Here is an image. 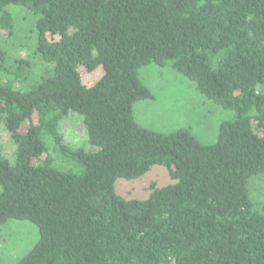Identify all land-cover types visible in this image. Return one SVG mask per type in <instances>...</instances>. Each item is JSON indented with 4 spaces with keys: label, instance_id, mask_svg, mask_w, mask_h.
Wrapping results in <instances>:
<instances>
[{
    "label": "trees",
    "instance_id": "obj_1",
    "mask_svg": "<svg viewBox=\"0 0 264 264\" xmlns=\"http://www.w3.org/2000/svg\"><path fill=\"white\" fill-rule=\"evenodd\" d=\"M10 5L33 13L34 42L13 63L0 48V126L16 145L14 162L0 151V230L28 220L40 234L15 264H264L251 196L264 181V0H0L8 37ZM34 57L49 67L31 82ZM150 64L235 112L214 143L136 121L135 103L155 99L139 72ZM80 67L101 72L86 83ZM71 113L89 149L64 140ZM155 165L173 183L117 193Z\"/></svg>",
    "mask_w": 264,
    "mask_h": 264
},
{
    "label": "rangeland",
    "instance_id": "obj_2",
    "mask_svg": "<svg viewBox=\"0 0 264 264\" xmlns=\"http://www.w3.org/2000/svg\"><path fill=\"white\" fill-rule=\"evenodd\" d=\"M8 9L15 20L14 34L8 37L0 33V48L8 52L9 61L13 63L14 58L27 56L28 49L33 47L31 27L34 15L16 5H10ZM32 60L35 64L29 76L30 81L35 82L46 74L49 65L36 57ZM80 70L86 83H92L101 72L97 70L96 73H88L84 67H80ZM139 72L144 83H147L155 95L154 100H141L133 107L136 121L144 127L163 133L189 127L202 143L212 144L217 139L220 124L235 116L233 110L225 109L206 99L197 91L193 81L170 67L150 64L142 67ZM62 129L67 143L90 148L82 116L71 113L63 122ZM0 151L10 158L11 162L15 161L16 145L3 125L0 126ZM70 166V163L65 162L64 167ZM151 182L162 186L173 183V180L170 179L166 167L155 165L139 179H118L115 184L116 191L126 199H145ZM251 196L255 203L264 201L262 178L252 181ZM39 235L38 227L31 221L9 220L0 230V264L17 263L34 247Z\"/></svg>",
    "mask_w": 264,
    "mask_h": 264
}]
</instances>
